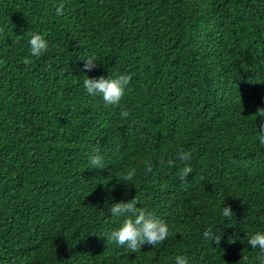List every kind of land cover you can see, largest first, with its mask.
Returning <instances> with one entry per match:
<instances>
[{
    "label": "trees",
    "instance_id": "obj_1",
    "mask_svg": "<svg viewBox=\"0 0 264 264\" xmlns=\"http://www.w3.org/2000/svg\"><path fill=\"white\" fill-rule=\"evenodd\" d=\"M32 31L47 35L41 57ZM121 72L127 119L83 88ZM260 108L264 0H0V264H264L246 240L264 230ZM94 149L104 169L89 168ZM135 197L171 231L130 253L104 235L111 203ZM226 204L235 225H217V245L202 230Z\"/></svg>",
    "mask_w": 264,
    "mask_h": 264
},
{
    "label": "clouds",
    "instance_id": "obj_2",
    "mask_svg": "<svg viewBox=\"0 0 264 264\" xmlns=\"http://www.w3.org/2000/svg\"><path fill=\"white\" fill-rule=\"evenodd\" d=\"M64 5L60 4L56 8V15H62ZM27 45L31 57H41L48 51L49 41L47 35L40 31H32L27 33ZM82 72H90L96 67V63L100 59L95 55L86 56ZM25 63H30L29 59H25ZM131 75L127 73H119L115 76L100 75L96 78H91L86 75L83 80V88L88 97H99L102 99L105 107H119L121 109L120 116L122 119H127L130 115L129 111L122 105L131 83ZM260 108L257 110V116L260 117L259 123H255V127L260 129L262 133L260 139L264 143V111ZM180 161H189L191 153L179 149L177 153ZM88 163L90 169H104L106 166L105 156L100 149H94L89 153ZM153 171L151 162L148 163L146 172ZM193 172V168L186 164L180 174V179L187 182L188 174ZM133 174L129 173L121 177V181L129 183L133 181ZM132 184V183H130ZM225 197L222 199V202ZM221 202V205H222ZM140 201L135 197L131 200H119L112 202L108 210L110 216L117 222V226L105 233L104 237L112 241L114 244L126 248L130 253L142 251L144 246L156 247L166 241L170 236L169 223L158 216L155 212L144 210L137 205ZM219 216L223 223L216 224L215 227L209 226L202 230V235L206 240H215L217 245L221 241V231L217 225L232 226L235 224L229 223L232 221L234 211L230 204L220 206ZM218 230V231H217ZM236 236L229 237V243H233ZM247 244L251 249H257L264 253V230H255L247 235ZM173 264H191V257L186 253H179L173 258Z\"/></svg>",
    "mask_w": 264,
    "mask_h": 264
}]
</instances>
